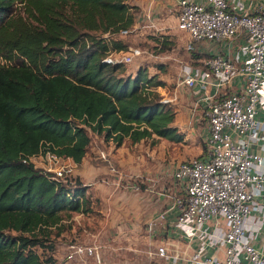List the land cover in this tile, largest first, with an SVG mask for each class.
Wrapping results in <instances>:
<instances>
[{
  "label": "trees",
  "instance_id": "obj_1",
  "mask_svg": "<svg viewBox=\"0 0 264 264\" xmlns=\"http://www.w3.org/2000/svg\"><path fill=\"white\" fill-rule=\"evenodd\" d=\"M140 13L129 0H0V264H57L64 220L92 210L87 185L59 182L33 156L81 164L88 129L115 147L183 141L176 107L155 90L166 84L158 71L132 75L104 61L127 48L104 35L133 27ZM166 36L153 38L163 50Z\"/></svg>",
  "mask_w": 264,
  "mask_h": 264
},
{
  "label": "built area",
  "instance_id": "obj_2",
  "mask_svg": "<svg viewBox=\"0 0 264 264\" xmlns=\"http://www.w3.org/2000/svg\"><path fill=\"white\" fill-rule=\"evenodd\" d=\"M176 11L177 28L189 39L187 51L195 43L211 45L208 58L182 63L178 77L193 110L201 108L206 117L205 153L174 165L172 185L157 192L164 208L147 221L146 254L166 264H264V123L258 118L264 110V0H177ZM133 31L104 36L123 38ZM140 55L139 47L129 45L104 61L127 64ZM238 77L240 87L226 92ZM257 144L262 153L252 150ZM99 155L120 179L113 157ZM41 156L47 161L42 169L54 179L67 183L74 177V166L62 157ZM157 230L164 233L159 244ZM170 237L175 243H168ZM69 248L67 259H99L96 244Z\"/></svg>",
  "mask_w": 264,
  "mask_h": 264
},
{
  "label": "rangeland",
  "instance_id": "obj_3",
  "mask_svg": "<svg viewBox=\"0 0 264 264\" xmlns=\"http://www.w3.org/2000/svg\"><path fill=\"white\" fill-rule=\"evenodd\" d=\"M175 8L174 5L164 6L160 13L155 15L159 25L164 27L162 30L151 28L148 33L141 32L144 22H140L141 26L137 30L119 38L127 46L133 45L141 50L139 57L125 64L129 73L135 72L139 66H144L148 67L147 70L151 74L158 71V75L173 78L178 75L182 63H198L194 58L197 51H208L211 48L210 43L203 42L195 43L194 50L187 51L189 39L186 33L177 28ZM164 32L170 33L165 36L171 47L165 50L156 46L153 40L155 34L164 35ZM204 57L206 59L208 55ZM157 64L164 66L162 72L156 68ZM205 118L201 110L195 113L194 117H179L177 126L184 135L183 141L179 143L165 139H157L152 143L150 139H146L132 147L127 140V146L136 158L135 167L146 166L150 168V172H146V176L133 175L128 167L119 165L113 158L116 168L122 173L120 179L109 170L107 163L99 155L100 151H106L112 157L110 148L104 144L101 137L88 129L91 145L83 162L74 164L63 159V163L74 166V177H78L83 185L88 186L87 194L91 199L92 210L86 214H72L71 218L64 220L66 230L53 241L57 264H166L165 260L151 258L146 254L149 248L147 221L164 208L157 192L163 186L172 185L171 176L166 173L171 172L179 161L205 153ZM193 126L194 130H191ZM154 157L163 159V165H157ZM44 160L36 159L34 164L45 169L47 161ZM160 170L165 171V176L156 180L155 175ZM131 184L139 185V191H132L129 188ZM154 239L156 244H159L162 237L157 233ZM168 243H175V240L170 237ZM71 244H96L99 259L78 256L67 259ZM179 246L184 250L186 242L179 243Z\"/></svg>",
  "mask_w": 264,
  "mask_h": 264
},
{
  "label": "crops",
  "instance_id": "obj_4",
  "mask_svg": "<svg viewBox=\"0 0 264 264\" xmlns=\"http://www.w3.org/2000/svg\"><path fill=\"white\" fill-rule=\"evenodd\" d=\"M129 2L131 4L137 5L141 9V13L139 15L138 22H136L133 27L135 28V30H137V28L141 26L140 22H144L142 25L141 32H145V33H148V31L152 30L151 28H155V30L156 29L162 30L164 27H163V25H159L160 22H158V19L155 17V15L157 13H160V9L163 8L164 6H170V5L176 6V4H177V0H129ZM163 34L167 35L170 33L164 32ZM242 40H243V38H242ZM197 52H198V54H202L201 57H204V55L208 54L207 51L199 50ZM201 57H199L198 59H200ZM137 69H136V71H137ZM136 71L133 72L132 75H134L136 73ZM177 74L178 75H175V77H173V78H170L166 75H160V78L166 84L163 87L158 86L156 88V91L162 97L169 99L170 103L176 107L177 113H176V117H175V121H174L175 126H177V124H178L177 121H178L179 117H184V116L187 118L190 116L194 117L195 113L199 112L200 110L202 111L201 108L193 110V98L188 92H186L184 90V88L182 87V85L180 84V81L178 79L179 73H177ZM240 85H241V80L238 77L233 81V84L231 85L230 88L227 89L226 92L235 91L240 87ZM202 113H203V111H202ZM258 118L264 123V110L259 111ZM191 130H194V126L191 128ZM126 141H124V143L120 147H115L113 145V143L110 141L109 142L103 141V142L105 145H108V147L111 150L110 153H112V157L117 161V163L119 165L125 166L126 168L128 167L129 170H131L130 171L131 174H133V175L146 176V174H147L146 172H150V168L149 167L146 168V166H144L142 168H136L135 167L134 162L136 161V158L134 157V153H132L129 150L130 148H129V146H127ZM138 144H140V142L136 143V144H132V147L137 146ZM260 144H262V143H260ZM252 150L255 152L262 153V145H259V144L253 145ZM42 157L43 156H41V155H35L31 158V161L34 163L36 159L39 160ZM63 159L66 162L74 163L70 158H63ZM162 160L155 158L154 162L157 163V165L161 166V165H163L162 162L164 161V160L163 161ZM36 167H38V166H36ZM166 174H170V172H168ZM155 176H156V180H158V178H164L165 171L160 170L159 173H157ZM157 233L159 235L160 234L164 235V233L161 232L160 230H157Z\"/></svg>",
  "mask_w": 264,
  "mask_h": 264
}]
</instances>
